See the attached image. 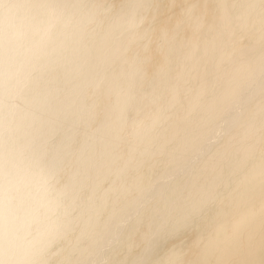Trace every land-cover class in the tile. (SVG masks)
Listing matches in <instances>:
<instances>
[{
  "label": "clouds",
  "instance_id": "obj_1",
  "mask_svg": "<svg viewBox=\"0 0 264 264\" xmlns=\"http://www.w3.org/2000/svg\"><path fill=\"white\" fill-rule=\"evenodd\" d=\"M0 264H264V0H0Z\"/></svg>",
  "mask_w": 264,
  "mask_h": 264
}]
</instances>
